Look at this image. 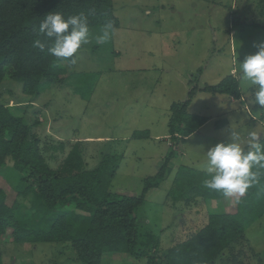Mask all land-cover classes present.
Instances as JSON below:
<instances>
[{
	"label": "rangeland",
	"instance_id": "rangeland-1",
	"mask_svg": "<svg viewBox=\"0 0 264 264\" xmlns=\"http://www.w3.org/2000/svg\"><path fill=\"white\" fill-rule=\"evenodd\" d=\"M113 2L119 26L103 44L95 43L101 30L90 29V42L76 54L72 80L27 97L6 76L1 93L11 112L29 124L40 153L56 171L72 152L84 169L95 168L104 152L118 153L123 158L110 189L140 194L145 182L172 160L168 178L147 193L139 210L142 246L153 250L156 264H167L168 250L203 227L214 211L199 196L180 201L168 196L178 167L206 171L207 149L228 142L232 131L242 144L250 131L264 137V109L256 106V89L241 79L239 68L264 42V0ZM229 75L239 79L241 99L200 90ZM192 89L188 112L207 120L178 146L169 132L172 108L187 101ZM135 132L149 138H134ZM7 164L0 171V185L12 204L19 176L11 160ZM237 198L219 204L231 209ZM152 235L158 242L150 240ZM246 236L248 245L225 250L214 264H229L238 253L239 264H264V217ZM2 250L6 264H81L69 245L14 243L10 229ZM102 264L137 263L107 253Z\"/></svg>",
	"mask_w": 264,
	"mask_h": 264
},
{
	"label": "trees",
	"instance_id": "trees-1",
	"mask_svg": "<svg viewBox=\"0 0 264 264\" xmlns=\"http://www.w3.org/2000/svg\"><path fill=\"white\" fill-rule=\"evenodd\" d=\"M113 3V0H0V171L11 160L19 176L17 196L12 204L0 185V264H6L2 245L9 229L14 243L69 245L81 264H102L107 253L119 254L137 264H156L153 250L141 244L139 210L147 193L168 178L174 168L172 160L168 159L145 182L140 194L110 189L123 158L118 153L104 152L95 168L84 169L83 161L72 152L62 170L56 171L40 153L29 124L11 112L1 93L6 76L27 97L72 80L73 58L57 59L47 49L33 47L34 40L42 38L35 29L51 12L61 13L65 18L83 13L90 29L102 30L109 23L115 29L120 23ZM77 80L80 82L78 77ZM239 84L237 77L229 75L202 90L241 99ZM194 92L192 89L187 101L172 108L169 132L178 146L207 120L188 112ZM133 137L149 138V134L135 132ZM173 156L171 151L169 158ZM205 178L204 170L186 165L178 167L168 196L175 201L199 196L214 211H210L203 227L168 250L167 264H214L225 250L248 245L247 230L264 217V170L259 183L238 197L231 209L219 204L224 199L221 194L204 187ZM150 240L158 242L153 235ZM239 255H232L229 264H239Z\"/></svg>",
	"mask_w": 264,
	"mask_h": 264
},
{
	"label": "clouds",
	"instance_id": "clouds-1",
	"mask_svg": "<svg viewBox=\"0 0 264 264\" xmlns=\"http://www.w3.org/2000/svg\"><path fill=\"white\" fill-rule=\"evenodd\" d=\"M35 31L42 38L35 39L33 47L41 51L47 49L57 59L73 58L72 64L76 63L74 55L90 42L89 23L83 13L65 18L61 13L51 12ZM112 31L111 23L105 25L95 37V43L107 42ZM257 48L255 54L240 62L239 68L241 79L256 89V105L264 109V42ZM206 158L204 187L224 198L243 197L260 181L264 170V142H261L260 133L250 131L242 144L239 133L232 131L228 142H219L207 149Z\"/></svg>",
	"mask_w": 264,
	"mask_h": 264
},
{
	"label": "crops",
	"instance_id": "crops-1",
	"mask_svg": "<svg viewBox=\"0 0 264 264\" xmlns=\"http://www.w3.org/2000/svg\"><path fill=\"white\" fill-rule=\"evenodd\" d=\"M202 88H200V90H201Z\"/></svg>",
	"mask_w": 264,
	"mask_h": 264
}]
</instances>
